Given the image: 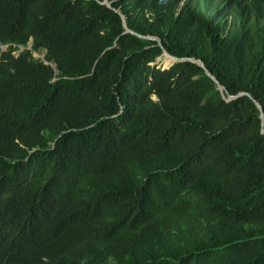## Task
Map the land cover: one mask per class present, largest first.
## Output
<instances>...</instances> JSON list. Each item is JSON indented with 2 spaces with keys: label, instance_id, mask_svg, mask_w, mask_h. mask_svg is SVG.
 I'll return each mask as SVG.
<instances>
[{
  "label": "trees",
  "instance_id": "1",
  "mask_svg": "<svg viewBox=\"0 0 264 264\" xmlns=\"http://www.w3.org/2000/svg\"><path fill=\"white\" fill-rule=\"evenodd\" d=\"M257 104L264 0H0V264H264Z\"/></svg>",
  "mask_w": 264,
  "mask_h": 264
},
{
  "label": "rangeland",
  "instance_id": "2",
  "mask_svg": "<svg viewBox=\"0 0 264 264\" xmlns=\"http://www.w3.org/2000/svg\"><path fill=\"white\" fill-rule=\"evenodd\" d=\"M6 47H1L2 50H5ZM35 56L37 57L38 55L35 54ZM176 62V59H173L171 56H169L166 53H163L155 62V64L158 67H161L163 69H167L169 68L173 63Z\"/></svg>",
  "mask_w": 264,
  "mask_h": 264
},
{
  "label": "water",
  "instance_id": "3",
  "mask_svg": "<svg viewBox=\"0 0 264 264\" xmlns=\"http://www.w3.org/2000/svg\"><path fill=\"white\" fill-rule=\"evenodd\" d=\"M165 53V52H164ZM167 54V53H166ZM173 59H175L174 57H172ZM201 67H203L201 64H199ZM207 75H209L210 76V74L209 73H207ZM257 107H258V109L261 111V118H262V120L264 119V115H263V113H262V107L259 105V104H257ZM263 133H264V131H263Z\"/></svg>",
  "mask_w": 264,
  "mask_h": 264
},
{
  "label": "clouds",
  "instance_id": "4",
  "mask_svg": "<svg viewBox=\"0 0 264 264\" xmlns=\"http://www.w3.org/2000/svg\"><path fill=\"white\" fill-rule=\"evenodd\" d=\"M2 47H6V46H2ZM6 49V48H5Z\"/></svg>",
  "mask_w": 264,
  "mask_h": 264
}]
</instances>
